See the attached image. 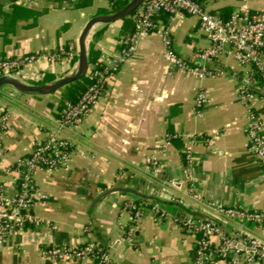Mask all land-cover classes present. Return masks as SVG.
Wrapping results in <instances>:
<instances>
[{
  "label": "crops",
  "instance_id": "1",
  "mask_svg": "<svg viewBox=\"0 0 264 264\" xmlns=\"http://www.w3.org/2000/svg\"><path fill=\"white\" fill-rule=\"evenodd\" d=\"M0 2L6 11L16 5ZM199 2L222 18L242 8L264 11V0ZM107 5V0H93L84 8L56 6L52 0H41L38 7L16 5L41 13L36 18H11L10 26L0 28V57L62 49L78 38L96 7ZM157 22L159 29L139 38L135 53L120 65L98 104L79 125L63 132L73 143L69 164L51 173L36 172V184L45 198L36 203L33 212L42 223L27 225L9 236L0 245V264H97L49 260L40 248L61 242L107 244L130 226L126 202H143L146 208L133 241L114 248L116 264H193L195 237L177 219L187 214L177 203L194 210L188 192L224 205L264 210V171L249 150L246 109L237 94L248 80V68L230 55L211 60L208 66L216 73L202 79L170 68L165 33L170 47L190 61L208 46V38L196 16L169 20L162 15ZM121 28V20L95 27L91 40L98 58L118 50L126 36ZM73 64L63 57L51 65L33 64L18 71L16 77L33 84L39 80L37 76L49 73L54 80L73 71ZM1 90L0 115L7 114V121L0 134V184L13 194L16 180L7 167L29 155L36 142L47 136L64 105L59 106V91L28 96L9 86ZM198 92L205 98L200 106ZM253 109L264 125V94L257 92ZM166 138L169 144L164 146ZM150 156L157 157L160 164L155 175L146 168ZM160 185L164 188L157 196L165 202L156 203L163 216L150 209L155 202L141 196L152 195ZM169 196H179L184 202ZM254 232L264 241L263 227Z\"/></svg>",
  "mask_w": 264,
  "mask_h": 264
},
{
  "label": "built area",
  "instance_id": "2",
  "mask_svg": "<svg viewBox=\"0 0 264 264\" xmlns=\"http://www.w3.org/2000/svg\"><path fill=\"white\" fill-rule=\"evenodd\" d=\"M10 3L27 7H38L41 0H8ZM65 5H73L80 0H63ZM166 15L170 20L176 16H196L202 31L208 38V46L195 53L193 61L178 55L171 47L169 36L165 33V55L170 68L182 69L198 79L216 73L208 63L221 56L230 55L240 65L248 68L249 75L245 84L238 88V98L246 109V133L249 150L264 171V125L255 110L253 102L257 92L250 87L254 81L253 72L259 74L264 87V11L251 12L246 8L232 13L224 19L207 10L198 0H143L134 10L131 18L134 31L122 37L120 47L112 54L101 53L97 61L89 64L86 76L89 83L75 102L67 101L59 115L53 120L54 127L47 136L36 142L27 156L17 158L6 171L15 176L16 185L13 194H9L4 184H0V245L12 234L21 232L27 225L39 226L33 208L45 195L40 192L35 181L38 171L51 173L67 166L70 161V148L73 143L63 135L65 130H72L88 115L106 91V87L120 65L132 57L140 37L147 36L159 29L157 19ZM77 39L67 43L65 49L48 52H29L16 57H0V76H15L18 71L37 64L42 67L51 65L65 57L73 60V69L77 60ZM42 75L37 76L40 79ZM205 101L202 92L197 93L196 103L200 106ZM7 114L0 115V134L6 130ZM187 138L194 139L192 134ZM164 146L169 144L166 138ZM2 146L0 143V152ZM190 161V153L186 155ZM147 170L157 174L160 164L157 157L150 156L145 160ZM163 185L156 188L153 194L162 193ZM193 200L194 211L207 213L227 225L226 234L213 222L195 218L182 213V227L195 237L196 249L193 264H264V241L254 232V228H264V210H249L238 206H229L204 199L199 193H187ZM169 199L183 203L179 196ZM130 226L124 233L111 239L105 246L89 241L82 244L67 242L54 243L40 248L41 255L53 261L91 260L97 264H116L113 251L124 242L133 241L143 211V202H126ZM150 209L160 216V206L154 203ZM239 243H248L261 250L248 251L240 248Z\"/></svg>",
  "mask_w": 264,
  "mask_h": 264
},
{
  "label": "water",
  "instance_id": "3",
  "mask_svg": "<svg viewBox=\"0 0 264 264\" xmlns=\"http://www.w3.org/2000/svg\"><path fill=\"white\" fill-rule=\"evenodd\" d=\"M142 1L143 0H129L118 11L91 16L86 21V23L84 24L82 30L78 35L77 38L78 53H77L76 65L73 71H71L70 73L45 83H33V84L24 82L23 80L15 76L2 75L0 76V94L2 92L1 90L2 87L9 86L20 94H24L28 96H44L59 91L64 86L81 80L87 74V70L89 66V61H88L89 43L95 27L99 24L102 25L109 24L111 22L121 20L124 17L129 16L141 4ZM125 190L127 191V189ZM141 196L155 203L165 202V199L157 195L142 194ZM177 206L181 207L182 209H184V211H187V214H190L195 218L213 222L215 225L220 226L221 229L226 234H229L226 228V224H224L222 221L218 220L217 218L207 213L189 210L185 208L182 204L177 203ZM238 246L248 251L261 250V246L253 247L248 243L245 244L239 243Z\"/></svg>",
  "mask_w": 264,
  "mask_h": 264
},
{
  "label": "trees",
  "instance_id": "4",
  "mask_svg": "<svg viewBox=\"0 0 264 264\" xmlns=\"http://www.w3.org/2000/svg\"><path fill=\"white\" fill-rule=\"evenodd\" d=\"M52 1L55 3L56 6H61V5L65 4L63 0H52ZM92 1L93 0H80V1L76 2L75 4H73V6L76 8L88 7V6L92 5ZM107 1H108L107 6L96 7L95 12L91 16L98 15V14H107V13L118 11L129 0H107ZM40 13L41 12L38 10L28 9V8H24V7H20V6H16V5H12L10 11H6V10L2 9V4L0 2V16L2 17V20L0 21V28L2 30H4L6 27L10 26L9 21L11 18H15L16 20L21 19V18H27V17L36 18ZM132 13L129 16L121 19V22H122L121 33L122 34L128 35L134 31V22L131 18ZM224 19H226V18H224ZM94 42L95 41L92 39L89 43V51H88L89 64L96 62L97 58H98V51L94 46ZM65 48H66V46H64V48H62V49H65ZM46 52L51 53L53 51L49 50ZM251 77L253 78L254 84L250 88L252 90H255L256 92H258L259 95L264 94V87H263V84H262V81H261L259 74L253 72L251 74ZM52 79H53L52 75H50L49 73H44V74H42L40 79L38 81H36L35 83H45V82L51 81ZM88 83H89V79L87 76H85L81 80L73 82V83L66 85L63 88H61L59 90V96H60L59 106L62 107L64 105V103L67 101H70V102L77 101L78 98L81 96V94L86 89V86ZM148 204H150V203H148ZM177 219H178V222L182 226L181 217L178 216ZM98 243L101 246H105L102 243H100L99 241H98ZM195 249H196V246H195Z\"/></svg>",
  "mask_w": 264,
  "mask_h": 264
},
{
  "label": "rangeland",
  "instance_id": "5",
  "mask_svg": "<svg viewBox=\"0 0 264 264\" xmlns=\"http://www.w3.org/2000/svg\"><path fill=\"white\" fill-rule=\"evenodd\" d=\"M95 8H93V10H94Z\"/></svg>",
  "mask_w": 264,
  "mask_h": 264
}]
</instances>
